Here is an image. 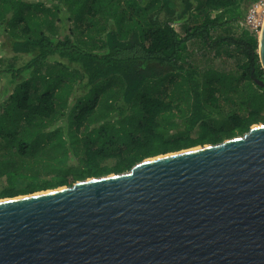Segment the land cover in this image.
I'll list each match as a JSON object with an SVG mask.
<instances>
[{"label": "trees", "instance_id": "obj_1", "mask_svg": "<svg viewBox=\"0 0 264 264\" xmlns=\"http://www.w3.org/2000/svg\"><path fill=\"white\" fill-rule=\"evenodd\" d=\"M257 1L0 0L1 45L22 59L2 66L0 57V200L125 173L264 124L258 39L240 27ZM53 139L54 172L11 181Z\"/></svg>", "mask_w": 264, "mask_h": 264}, {"label": "water", "instance_id": "obj_2", "mask_svg": "<svg viewBox=\"0 0 264 264\" xmlns=\"http://www.w3.org/2000/svg\"><path fill=\"white\" fill-rule=\"evenodd\" d=\"M0 264H264V124L0 200Z\"/></svg>", "mask_w": 264, "mask_h": 264}, {"label": "rangeland", "instance_id": "obj_3", "mask_svg": "<svg viewBox=\"0 0 264 264\" xmlns=\"http://www.w3.org/2000/svg\"><path fill=\"white\" fill-rule=\"evenodd\" d=\"M1 44L2 42H0V46H1L0 57L2 61L1 65L4 66L6 64L7 65L13 64L19 67L20 61H22V59L20 60L13 59V56H14L13 53L8 49V47H4ZM189 48L190 50H193V51L197 50V46L195 45H190ZM212 55L213 53H209L208 58L211 59ZM218 62L219 60H215V62H212V65H216L218 64ZM200 64H202V62ZM2 85H3V82L0 80V90H1ZM3 100H4V97L0 99V102H2ZM220 104H221L220 112L224 114L230 111L231 107L229 105L223 104V102H220ZM214 117L215 118L217 117V119L219 118V116H214ZM55 143H56L55 139L49 141L48 143L46 142L45 144L38 143L39 147L35 146L34 147L35 150L30 152L31 158L20 161V166H17L16 168L10 170L11 171V174H10L11 181H16V183L24 184L25 182L33 180L36 177L46 178L47 176L52 174L54 172L55 165H56L55 161H58L61 158L58 148L49 149V146L52 147V144H55ZM1 153L3 154L4 161H5V159L8 157V155H6L7 154L6 149H3Z\"/></svg>", "mask_w": 264, "mask_h": 264}, {"label": "built area", "instance_id": "obj_4", "mask_svg": "<svg viewBox=\"0 0 264 264\" xmlns=\"http://www.w3.org/2000/svg\"><path fill=\"white\" fill-rule=\"evenodd\" d=\"M264 25V0H258L252 4L244 17L240 27L250 33L257 35L259 38Z\"/></svg>", "mask_w": 264, "mask_h": 264}]
</instances>
